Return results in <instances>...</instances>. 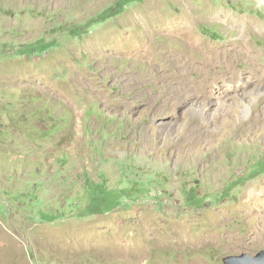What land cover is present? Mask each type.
<instances>
[{"label":"rangeland","instance_id":"rangeland-1","mask_svg":"<svg viewBox=\"0 0 264 264\" xmlns=\"http://www.w3.org/2000/svg\"><path fill=\"white\" fill-rule=\"evenodd\" d=\"M137 38L155 55L117 48ZM261 178L264 0H0V264L254 255L264 213L228 219L229 248L126 236L156 206L220 211Z\"/></svg>","mask_w":264,"mask_h":264},{"label":"bare ground","instance_id":"bare-ground-1","mask_svg":"<svg viewBox=\"0 0 264 264\" xmlns=\"http://www.w3.org/2000/svg\"><path fill=\"white\" fill-rule=\"evenodd\" d=\"M159 6H150L149 4H146L139 10L142 11L140 18L137 19L135 17H131V19H129L130 23L128 22L127 24H131V26L135 25L136 27L139 25L143 26L146 21L142 19V16L148 14L149 11H158L157 8ZM203 6H205V4L196 7L195 9H191V11H203ZM208 11L221 10L211 7L208 8ZM153 19V17H148L147 22L150 23L151 21H154ZM125 27L120 35H124L128 32V30H131L130 28H132L127 26ZM146 28H148V25ZM117 48L121 51H129L131 48L141 49L142 52L138 53L143 55L152 53L155 55V49H151L146 42H142L141 38H137V42L121 43L117 46ZM215 208V206H211V212L203 209L200 211L196 210L193 213H187L183 212L180 208H168L163 204L156 206L155 216H150L148 214L147 217L144 216V223H141L142 225L136 229L137 231L130 235V238L129 236H126V238H128L130 245L133 247L141 245L139 242L145 244V242L153 240L158 246H161L166 250L175 249L181 251L186 249H200L205 245L215 243L227 233L226 231H229L226 227L221 228V226L223 227L228 219L231 220L240 217L247 220L256 218L257 220L259 219V216L263 215L264 178L259 179L253 186L248 184L245 191L239 196V199L236 202L227 203V205L220 211H217ZM241 238V236L238 237V235L231 232L226 246L229 248L230 246L239 244L242 242ZM8 246L10 247L9 243ZM9 247H7L6 243L1 238L0 251H8ZM110 247L112 250L110 249L108 254L112 255L118 253V250L115 247Z\"/></svg>","mask_w":264,"mask_h":264},{"label":"water","instance_id":"water-1","mask_svg":"<svg viewBox=\"0 0 264 264\" xmlns=\"http://www.w3.org/2000/svg\"><path fill=\"white\" fill-rule=\"evenodd\" d=\"M226 264H264V250L252 255L242 253L238 255H229L223 259Z\"/></svg>","mask_w":264,"mask_h":264}]
</instances>
